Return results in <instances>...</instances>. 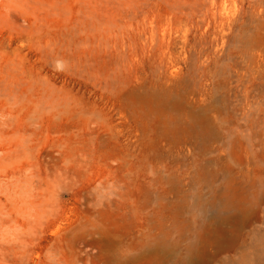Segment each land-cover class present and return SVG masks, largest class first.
I'll use <instances>...</instances> for the list:
<instances>
[{"label":"rangeland","instance_id":"obj_1","mask_svg":"<svg viewBox=\"0 0 264 264\" xmlns=\"http://www.w3.org/2000/svg\"><path fill=\"white\" fill-rule=\"evenodd\" d=\"M0 264H264V0H0Z\"/></svg>","mask_w":264,"mask_h":264},{"label":"bare ground","instance_id":"obj_2","mask_svg":"<svg viewBox=\"0 0 264 264\" xmlns=\"http://www.w3.org/2000/svg\"><path fill=\"white\" fill-rule=\"evenodd\" d=\"M242 217H243V215H240V216L236 219V221H239ZM215 218H216V220H217V222H218V224H219L220 226H224V225H226L227 223H229V222L232 221V218L230 217V215L228 216V215H225V214L220 213V212H217ZM219 233H220V234H223V233H224V229H220V230H219ZM192 263H193V262H192Z\"/></svg>","mask_w":264,"mask_h":264}]
</instances>
